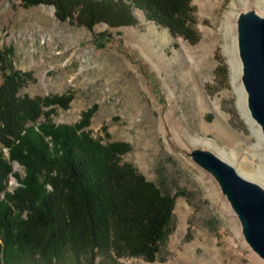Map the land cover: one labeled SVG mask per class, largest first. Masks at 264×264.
Returning a JSON list of instances; mask_svg holds the SVG:
<instances>
[{
    "label": "rangeland",
    "instance_id": "obj_1",
    "mask_svg": "<svg viewBox=\"0 0 264 264\" xmlns=\"http://www.w3.org/2000/svg\"><path fill=\"white\" fill-rule=\"evenodd\" d=\"M219 1L212 10L204 0H188L186 38L172 36L139 10L134 26L87 29L58 20L53 6L0 0V55L6 58L0 83L10 70L19 71L29 75L19 96L69 97L67 108H42L52 109L55 125L75 124L93 108L85 130L102 144H128L122 161L174 197L167 235L153 262L106 256L92 263L66 255L34 264H264L245 242L229 199L191 156L194 150L210 152L264 189L263 139L240 110L222 32L233 1L239 5L238 35L240 13L251 10L264 18V0H248L247 7L239 0ZM0 149L7 157L1 144ZM11 172L8 193L19 185L12 174L24 176L16 162Z\"/></svg>",
    "mask_w": 264,
    "mask_h": 264
},
{
    "label": "trees",
    "instance_id": "obj_2",
    "mask_svg": "<svg viewBox=\"0 0 264 264\" xmlns=\"http://www.w3.org/2000/svg\"><path fill=\"white\" fill-rule=\"evenodd\" d=\"M25 7L53 6L60 21L92 29L137 24L134 10L188 37V0H20ZM6 58L0 55V75ZM28 74L10 70L0 83V264H34L69 255L155 261L167 235L174 197L122 161L131 147L102 144L85 128L93 108L72 125H55L52 109L70 98L18 95ZM43 116L44 119H39ZM102 130H105L103 128ZM16 162L24 170L12 193L5 181Z\"/></svg>",
    "mask_w": 264,
    "mask_h": 264
},
{
    "label": "water",
    "instance_id": "obj_3",
    "mask_svg": "<svg viewBox=\"0 0 264 264\" xmlns=\"http://www.w3.org/2000/svg\"><path fill=\"white\" fill-rule=\"evenodd\" d=\"M239 17L242 83L248 108L264 135V18L251 10ZM191 156L210 172L222 193L230 200L242 223L245 242L264 260V189L240 176L231 165L210 152L194 150Z\"/></svg>",
    "mask_w": 264,
    "mask_h": 264
},
{
    "label": "bare ground",
    "instance_id": "obj_4",
    "mask_svg": "<svg viewBox=\"0 0 264 264\" xmlns=\"http://www.w3.org/2000/svg\"><path fill=\"white\" fill-rule=\"evenodd\" d=\"M239 1H240V5H242L243 7L248 6V3H249L248 0H239ZM204 2H205V4L209 5L212 10L217 9V7L220 3L219 0H204ZM238 6L239 5H237L233 1L230 10H228L227 13L225 14L226 15L225 19L222 20V22H223L222 32H223V36L225 39V50H226V53L229 56L230 62L232 64V68H233V72H234V76H235L236 91L240 94V101H239L240 110L242 111L244 117L247 119V121L250 123V125L253 127V129H255L256 132L262 137L263 143H264V135L262 133L261 126L254 120V118L252 117V115L250 113V110L248 108L247 93H246V90H245L243 83H242L243 63H242L241 54H240L241 53L240 52L241 46H240V34H239V23H238L239 18L237 20L238 35H236V33H235V22H234L235 17L237 16L238 8H239ZM241 15L242 14L240 13L239 17ZM202 48L205 49V46H203ZM191 54H192L191 58H194L195 54H193V53H191ZM202 56L204 59H207V57H208V55L205 53V51H204V54H202ZM171 95H172V93H171ZM197 142L198 141H196L195 143H197ZM204 143L212 145L210 142H204ZM237 173L239 174L238 171H237ZM243 178H245V177H243ZM7 191H8V188H7ZM230 205L233 208L231 202H230ZM226 208H227V206L225 204H223L222 209L225 210ZM233 210H234V208H233Z\"/></svg>",
    "mask_w": 264,
    "mask_h": 264
}]
</instances>
